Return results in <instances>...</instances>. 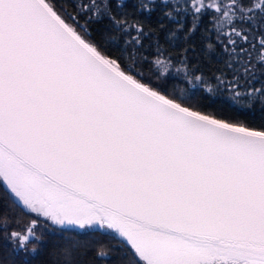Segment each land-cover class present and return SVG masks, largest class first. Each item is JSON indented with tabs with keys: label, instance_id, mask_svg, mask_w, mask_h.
<instances>
[{
	"label": "snow or ice",
	"instance_id": "1",
	"mask_svg": "<svg viewBox=\"0 0 264 264\" xmlns=\"http://www.w3.org/2000/svg\"><path fill=\"white\" fill-rule=\"evenodd\" d=\"M132 3L86 0L80 21L56 0H0V208L20 211H0V245L10 264H85L87 241L48 248L37 229L99 232L118 243L98 242L96 264H264V119L206 114L169 79L175 60L188 84L264 111V0Z\"/></svg>",
	"mask_w": 264,
	"mask_h": 264
},
{
	"label": "trees",
	"instance_id": "2",
	"mask_svg": "<svg viewBox=\"0 0 264 264\" xmlns=\"http://www.w3.org/2000/svg\"><path fill=\"white\" fill-rule=\"evenodd\" d=\"M86 2V0H56L57 7L63 6L65 11L70 14H74L78 17L80 21H83L85 19V14H81L83 12V9L81 8V3ZM125 8H132L135 7V5L132 3V0H122ZM117 14H119V10H115ZM182 15H184L186 18L188 17L189 13L181 11ZM139 18L143 21L146 18V13H139ZM175 15V14H174ZM148 24H151L153 27H155L158 23L163 22L158 14H152L150 16H147ZM164 20L167 21V27L159 30V37L161 42L165 41V34L168 32V30L173 26L175 23L174 20L164 18ZM71 22V21H69ZM189 21L186 19L185 24L187 25ZM110 24V22L105 18L104 21L100 23L90 24L89 27L92 30L94 34V38L97 40L100 38V34L102 31H104L105 26ZM148 24L145 25V28L147 30ZM205 24L211 25L213 24V21L210 19L209 15H205L204 20L201 21V27H204ZM212 32H215V29H211ZM152 35H155L153 33ZM122 39V38H121ZM152 39V36L146 37L144 40L145 44H148L149 41ZM193 40L195 41L197 52L201 51L203 48V43L200 40V31L197 30L195 36L193 37ZM180 44H177V47H180ZM121 44H108V48L110 50V53L115 52L116 50L120 49ZM172 49L169 48V52H171ZM149 56H151V49H149L148 52ZM189 57L193 60L196 59V53H193L191 50H189ZM161 61L163 62L164 57H160ZM215 60V57H213ZM204 68V71L207 73L210 69L205 62V64L202 65ZM182 65L179 63H176L175 60L171 67V73L172 76H169V79L171 80L173 77H175V88L173 89L174 94L177 97H187L190 96V99H188L186 102L198 106V101H201L202 98V104L203 107L200 108V110L206 114H213L215 117L220 118L222 120L228 121V122H234L238 123L239 125H247L249 127H256L262 119H264V111H261L260 108H248L247 107V99L244 96L241 97H233V94L226 88V86H221L216 81L208 79L207 76L205 79L197 82L193 81L192 84H188L184 77L183 71H177L178 69H181ZM211 88V91L208 89ZM254 103H258V101H255ZM10 202L5 200L4 206L0 208V211H10L14 214H20V211L18 208H8V204ZM23 219L25 221L32 219V217L29 216H23ZM68 239H65V237L60 238L58 240H47L46 247L50 248L54 243H59L61 245L66 244H72L75 242L83 243L87 241V247L88 251L85 255L82 256V259L85 261V264H89L91 261L92 264H96V262L93 260V250L95 248V245L99 243H104L108 246H112L118 243L117 240L111 238V237H101V238H93L89 233H69L68 236H66ZM114 252L117 254H120L122 252L121 249L115 248L113 249ZM0 257H2L6 264H10L11 257H10V249L3 248L2 245H0ZM116 257H113V260H115Z\"/></svg>",
	"mask_w": 264,
	"mask_h": 264
},
{
	"label": "rangeland",
	"instance_id": "3",
	"mask_svg": "<svg viewBox=\"0 0 264 264\" xmlns=\"http://www.w3.org/2000/svg\"><path fill=\"white\" fill-rule=\"evenodd\" d=\"M41 231H44V235L46 237V240H58L60 238L66 237L69 235V233H63V234H58V233H48L44 229H37V234H40ZM93 238H101V237H110L104 234H101L99 232L96 233H89ZM3 248L5 249H10V247L5 243L2 245Z\"/></svg>",
	"mask_w": 264,
	"mask_h": 264
}]
</instances>
